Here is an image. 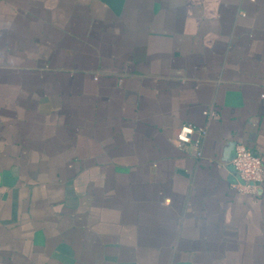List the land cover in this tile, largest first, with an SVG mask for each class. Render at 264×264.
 <instances>
[{
    "label": "crops",
    "instance_id": "1",
    "mask_svg": "<svg viewBox=\"0 0 264 264\" xmlns=\"http://www.w3.org/2000/svg\"><path fill=\"white\" fill-rule=\"evenodd\" d=\"M238 143L264 165V0H0V264H264Z\"/></svg>",
    "mask_w": 264,
    "mask_h": 264
},
{
    "label": "built area",
    "instance_id": "2",
    "mask_svg": "<svg viewBox=\"0 0 264 264\" xmlns=\"http://www.w3.org/2000/svg\"><path fill=\"white\" fill-rule=\"evenodd\" d=\"M207 116L209 119L217 117L213 110H210ZM194 136H197L194 142L198 149L196 156L200 158L201 142L206 136L205 128H195L190 125L181 126L175 136L177 147L185 148L191 144ZM231 165L237 176V181L231 185L232 189L243 195L258 196L264 180V165L261 157L238 143L235 145Z\"/></svg>",
    "mask_w": 264,
    "mask_h": 264
}]
</instances>
